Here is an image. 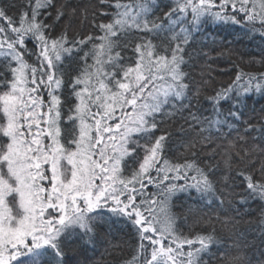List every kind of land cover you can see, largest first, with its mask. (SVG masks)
<instances>
[{
  "label": "snow or ice",
  "instance_id": "snow-or-ice-1",
  "mask_svg": "<svg viewBox=\"0 0 264 264\" xmlns=\"http://www.w3.org/2000/svg\"><path fill=\"white\" fill-rule=\"evenodd\" d=\"M159 7L0 0V264H68L72 242L94 245L109 214L135 229L123 264H252L251 244L235 230L255 223L264 237V207L245 220L250 201L264 202V107L257 116L248 107L264 97V71L238 70L208 95L211 66L196 69L200 57L212 59L198 47L206 25H239L264 41V0ZM72 63L75 74L65 67ZM173 146L182 159L166 155ZM192 192L221 209L220 231L236 237L222 256L212 251L221 243L214 226L180 230L173 198ZM187 212L198 223L213 219Z\"/></svg>",
  "mask_w": 264,
  "mask_h": 264
},
{
  "label": "trees",
  "instance_id": "trees-1",
  "mask_svg": "<svg viewBox=\"0 0 264 264\" xmlns=\"http://www.w3.org/2000/svg\"><path fill=\"white\" fill-rule=\"evenodd\" d=\"M11 2L22 4L24 0H11ZM69 2L80 3L82 0H69ZM171 3L172 0H158L160 7L156 14H160V8ZM87 30L89 32L92 31L90 27ZM244 32L245 30L239 25L231 24H209L202 30V35L205 39L198 47H203L204 51L209 53L212 59L208 60L207 57H200L201 63L196 71L198 72L199 68H204L207 74L209 71L208 66H211V76L214 77V82H210L209 87L206 89L208 95L212 94L213 87H219L221 84H227L233 80L238 70L242 69L244 72L252 73L264 71V65L260 63L264 41L259 36L250 39L244 35ZM220 53H223V55H220ZM29 62L31 63L32 61L30 60ZM65 67L70 74H75L78 65L72 63L66 64ZM201 104V111L205 115L209 114L211 107L209 102L202 100ZM248 107L250 110L255 109L256 111L252 115L257 116L259 110L264 107V97L260 95L252 96ZM225 108H227V105H225ZM230 138L234 140V134ZM166 155L170 159H182L175 146ZM230 179L234 180L237 186L235 190L237 192L242 191V178L236 176L233 171ZM151 190L155 191V189ZM190 207L212 215L211 223L196 222V219L187 212ZM261 207H264V202L259 200L250 201L248 208L250 214L245 216V220L256 221ZM173 211L178 215L182 214L178 224L185 235L190 233L207 234L213 226L219 231L221 243L213 246V253L222 256L224 254L223 249L232 246L233 241L236 239L234 233L226 228L220 231L222 226L216 223L214 217L221 213V209L215 204L206 205L205 201L199 198L195 192L177 193L173 198ZM55 215L59 216V213L57 212ZM229 215H233V213H229ZM97 231L98 237L94 245H86L79 240L72 242L78 250L76 252L67 251L65 259L68 264H123L124 261L131 259L136 248L137 238L135 229L130 222L124 218L109 214L105 218V223L98 225ZM235 231L242 233L250 242L251 246L246 251L248 257L252 260V264H259V261L264 260V255H262L264 253V237L257 231L256 224L243 223Z\"/></svg>",
  "mask_w": 264,
  "mask_h": 264
}]
</instances>
